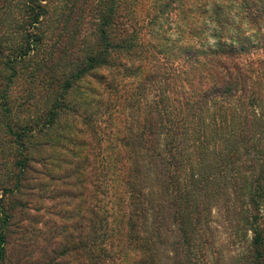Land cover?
<instances>
[{
    "label": "trees",
    "instance_id": "16d2710c",
    "mask_svg": "<svg viewBox=\"0 0 264 264\" xmlns=\"http://www.w3.org/2000/svg\"><path fill=\"white\" fill-rule=\"evenodd\" d=\"M214 210L264 264V0H0V264H219Z\"/></svg>",
    "mask_w": 264,
    "mask_h": 264
},
{
    "label": "rangeland",
    "instance_id": "374dc122",
    "mask_svg": "<svg viewBox=\"0 0 264 264\" xmlns=\"http://www.w3.org/2000/svg\"><path fill=\"white\" fill-rule=\"evenodd\" d=\"M235 226L237 224L225 222L222 213L214 210V242L219 250V254L214 258H217L219 264H246L245 245L239 243Z\"/></svg>",
    "mask_w": 264,
    "mask_h": 264
}]
</instances>
